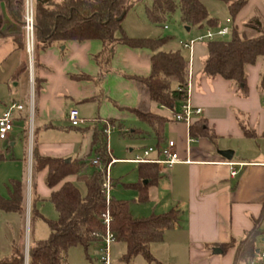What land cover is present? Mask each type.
Returning <instances> with one entry per match:
<instances>
[{"label": "crops", "instance_id": "obj_1", "mask_svg": "<svg viewBox=\"0 0 264 264\" xmlns=\"http://www.w3.org/2000/svg\"><path fill=\"white\" fill-rule=\"evenodd\" d=\"M254 10L264 15V0H248L238 14L240 20L244 22ZM0 18V116L13 103L24 106L23 110L15 111L14 127L1 144L2 160L8 158L6 151H13V159L28 156L33 168L32 150L36 143L42 155L71 160L87 158L92 151L94 128L100 121L115 119L116 126L125 129V122L140 121L129 110L132 108L168 117L159 145L146 123L140 121L147 126L131 129H140L141 136L153 141L146 147H159L174 140L180 157L171 166L159 165L161 176L150 188L149 203L142 210L146 215L165 213L173 207L180 210L179 224L166 230L162 241L150 244L153 262L159 263L160 251H166L176 264H233L234 248L224 253L215 251L219 247L213 245L231 238L242 240L256 223L264 228V90L260 88L264 57L247 66L248 93L242 95L232 81L204 73L203 63L208 54L205 43L184 48L190 61V102L202 109L198 117L206 119L209 127L208 133L195 137L190 125L174 119L172 109L151 100L146 84L126 76L150 74V49L117 44L111 71L101 81V68L94 58L102 49L98 39L55 42L36 52L38 61L37 64L33 61L31 69L26 42L25 47H20L15 38L24 31L23 24L12 18L4 2L0 4ZM235 23L238 24L236 20ZM186 29L190 32L191 26ZM23 62L28 63L27 71L16 75ZM182 103L177 104L176 110ZM71 109L78 110L84 124L78 127L70 124ZM242 123L253 130V136L244 133ZM49 130H73L74 135L63 141L49 140L44 136ZM192 137L194 140L190 141ZM22 142L26 143V149L19 148ZM225 152L232 156L227 157ZM151 156L156 158L158 153ZM134 157L126 160L133 162ZM230 163L236 165L232 167ZM233 168L237 171L234 177ZM46 173L47 168L38 174L40 189L36 190L40 200L48 198L61 185L49 188ZM66 180L74 182L77 177ZM121 249L122 254L126 252Z\"/></svg>", "mask_w": 264, "mask_h": 264}, {"label": "trees", "instance_id": "obj_2", "mask_svg": "<svg viewBox=\"0 0 264 264\" xmlns=\"http://www.w3.org/2000/svg\"><path fill=\"white\" fill-rule=\"evenodd\" d=\"M224 1L229 3L230 31L225 36L203 42L208 50L203 71L209 77L221 76L232 81L238 85L242 95H247V66L253 65L258 57H264V15L254 10L242 27H239L235 20L248 0ZM2 2L6 4L12 18L23 24L25 0H0V4ZM133 5L131 0H36L34 61L37 64V51L46 49L55 42L98 39L102 42V49L94 58L101 68L99 75L101 81L111 71L114 48L117 44L150 49L152 51L150 74L126 76L146 84L151 100L159 106L172 109L175 115L177 104L184 102L188 96L189 57L181 50H163V46L170 40L168 36H129L123 29L122 22L127 10ZM178 9L186 26L203 27L204 22L214 30L221 26L217 18L209 16L208 8L201 0H152L145 11L151 22L162 24L166 16ZM118 31L121 35L116 36ZM15 38L20 47H25L24 31L16 34ZM27 69L28 63L23 62L16 75ZM35 82L37 89L38 79H35ZM260 88L264 90V67ZM129 110L152 129L157 145L161 144L163 128L169 120L168 117L133 108ZM115 125L116 120L109 119L100 121L94 128L90 156L94 154L99 157L104 167L114 160L109 152L106 129ZM241 125L246 135H254L253 130L243 123ZM190 132L195 137L208 133L206 119L202 117L193 119ZM126 133L139 136L141 130L124 132ZM32 157L34 172L39 173L47 168L45 183L49 188L61 185L48 197L53 202L58 217L53 220L46 219L50 227L47 238L36 240L29 245L28 264H68L66 253L69 248L82 245L88 249L93 242H103L107 232L103 219L107 211L110 212V230L115 241L125 242L127 246L120 259L130 263L136 256L141 255L149 263L154 260L150 244L162 241L166 230L175 228L180 222V210L177 207L161 214L135 217L131 212V200L111 196L108 203L102 194L104 171L100 167H95L93 171L87 172V158H76L68 162L63 157L42 155L37 143L33 146ZM3 158L0 155V160ZM138 172L140 180L127 186L140 191V201L148 200L150 188L157 184L161 176L159 165L152 162L138 163ZM71 176H76L77 180L85 183V194H82L73 181L66 180ZM25 201L26 189L23 182L12 179L8 196H0V210L23 215ZM31 214L40 215L36 201L31 204ZM263 237L264 228H260L256 223L242 240L231 238L228 242L216 243L213 246L219 247L224 253L234 248L233 264H244L257 255L258 243ZM0 264H26L23 246L14 243L12 254L0 258Z\"/></svg>", "mask_w": 264, "mask_h": 264}, {"label": "rangeland", "instance_id": "obj_3", "mask_svg": "<svg viewBox=\"0 0 264 264\" xmlns=\"http://www.w3.org/2000/svg\"><path fill=\"white\" fill-rule=\"evenodd\" d=\"M201 1L207 6L210 17L217 18L221 26L227 25L231 27V24L227 23V19L231 18L228 2L224 0ZM131 2H133L134 5L126 12V16L122 22L123 29L130 36L170 37L168 43L162 48L165 51L181 50L185 52L180 42L187 41L190 37H195L198 34H203L208 28L207 23L204 22L203 27L191 26V31L188 32L186 25L181 20V12L179 9L173 14L166 16L162 24L153 23L148 19L145 11L146 6H149L152 0H131ZM240 16L241 14L236 18V22L239 25L244 23L240 20ZM120 34L121 32L118 31L116 36ZM124 125L125 129L115 125L109 129L108 133L109 151L117 158L111 164L109 170L110 178L114 181L111 195L118 199L131 200V206L133 208L131 212L134 213L135 217L149 216L146 215V213H142V210L148 205L149 199L140 201V191L127 186L137 183L140 180V176L138 172V163L127 161L126 158H132L136 154L142 153L146 146L153 144V141L141 135L131 136L129 133L124 134V132H127V129L131 130L138 126L146 127V124L140 121L137 122V124L133 121H131V123L127 121ZM72 131L73 130H49L44 133V136L49 140L63 141L67 140L69 135H74ZM3 142V140H0V147ZM7 142H5V150L8 146ZM19 148L21 150L26 149V143L22 142ZM12 152L13 151H6L5 155L8 158L6 160H0V196H8V188L10 187L12 179L22 181L26 189L25 211L22 215L16 212H5L0 210V258L12 254L14 243H19L26 251L29 245L36 240L47 238L50 234V227L46 219L53 220L58 217V212L53 202L45 197H42L40 200V196L36 194V188L40 189V181L38 180L39 173L34 172L29 157H22L21 155L19 159H13ZM72 156L75 157L76 155L74 154ZM94 158V154L87 157V172H91L95 168L92 162ZM74 183L82 194L86 193V186L83 181L75 180ZM35 201L40 212V215L37 216L31 214V204ZM122 247L126 251V243L122 241H116L110 246L111 264H148L141 255L137 256V258L135 260L133 259L130 263L122 261L120 259L124 254H122L121 251ZM259 247H262L261 243H258V248ZM104 256V243L93 242L88 249L82 245L69 248L66 253V260L68 264H106L104 262ZM168 256L166 251H160V262L156 263L152 261V264H176V262H173L169 258L170 256ZM181 260L182 257L180 258V261Z\"/></svg>", "mask_w": 264, "mask_h": 264}, {"label": "built area", "instance_id": "obj_4", "mask_svg": "<svg viewBox=\"0 0 264 264\" xmlns=\"http://www.w3.org/2000/svg\"><path fill=\"white\" fill-rule=\"evenodd\" d=\"M227 23L231 24V19H227ZM23 30L25 34V42H26V51L30 59V68H33L34 61V53H35V15H34V4L33 0H25V12L23 17ZM230 26L222 25L217 30L212 28L207 29L203 34L196 36L188 41H181V45L184 48L192 49L196 43L204 42L207 39H213L219 36H225L229 33ZM264 103V96L262 98ZM24 109V106L19 103H13L10 105L0 116V139H7L9 132L14 127V113L15 111H21ZM202 113V109L200 107H194L190 102V95L188 90V96L186 100L182 103L180 109L174 115V118L178 122H185L188 125H191L193 119L198 117ZM69 121L72 126H80L85 123V120L82 119L79 115L77 109H71L69 112ZM109 126L106 129V132L109 133ZM194 137L190 138V141L194 140ZM153 152L158 153V157L153 158L151 154ZM115 160H113L114 162ZM135 163H143V162H152L157 163L160 166H171L180 161V157L177 151V144L174 140H169L163 146H150L143 149V152L139 155H136L133 159ZM93 164L95 167H100L104 171V181L102 184V194L105 196L106 201L109 203L111 199V189L113 187V180L110 178L109 170L110 166L113 163L108 164L106 167L102 165L101 159L99 157H95L93 159ZM231 166H235V163H230ZM237 174L235 168L232 169L231 176L234 177ZM110 212L107 211L104 214L103 223L107 227V232L104 237V262L106 264H110L109 260V251L111 244L115 241V237L113 232L110 230ZM262 247L257 248L258 252L254 258L248 259L244 264H264V238L262 239Z\"/></svg>", "mask_w": 264, "mask_h": 264}, {"label": "water", "instance_id": "obj_5", "mask_svg": "<svg viewBox=\"0 0 264 264\" xmlns=\"http://www.w3.org/2000/svg\"><path fill=\"white\" fill-rule=\"evenodd\" d=\"M224 155H226L227 157L230 158L232 156V153L225 152ZM66 160L69 162V161H71V158H67ZM28 249L25 251V253H26V264H28ZM215 251L221 252V249L220 248H217V249H215ZM256 252H258V249H257Z\"/></svg>", "mask_w": 264, "mask_h": 264}]
</instances>
